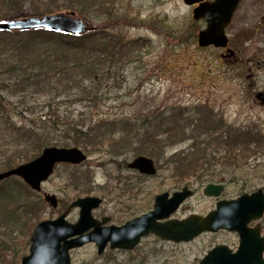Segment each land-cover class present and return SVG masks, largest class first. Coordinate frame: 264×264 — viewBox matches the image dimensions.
Returning <instances> with one entry per match:
<instances>
[{
  "label": "rangeland",
  "instance_id": "374dc122",
  "mask_svg": "<svg viewBox=\"0 0 264 264\" xmlns=\"http://www.w3.org/2000/svg\"><path fill=\"white\" fill-rule=\"evenodd\" d=\"M95 3L97 6L86 7V0L0 1V14L7 15L0 21L42 18L51 15L43 13L50 8L56 9L52 15L63 13L82 20L90 31L107 30L110 34L121 35L126 41L136 42L133 59H126L104 74L108 94L95 100L81 95L84 87L91 84L83 80L85 75L80 71L71 75L76 77L78 83L74 85L77 89L67 86L71 76L65 80L63 75L56 74L49 76L47 88L32 86L20 92L9 88L8 81L4 82L8 80V74L0 72V104L4 108L0 110V137H5L9 143L14 141L9 152L8 145L1 151H7L9 156L24 154V148L29 145L12 136L1 122L4 117L19 127H29L37 117L52 113L65 125L74 122V125L83 126L85 132L98 120L130 127L131 132L127 130V133L122 132L123 125L104 127L98 137L100 140H96L97 147L96 144L89 148L77 147L87 154L86 162L78 166L58 165L43 184L42 191H32L33 200L40 198L38 217L41 222L59 218L74 201L88 196L104 200L94 216L114 217L113 223L120 225L153 210L156 196L166 192L171 194L190 183L197 190L205 181H233L235 187L228 191L232 197L242 191L252 193L262 189L264 102L257 94L264 95V0H241L226 29L229 47L235 50L237 62L222 58L229 54L225 49L198 46V34L206 28V23L194 20L193 8L183 0H94L92 5ZM3 58L8 59V56ZM4 65L0 69L8 68L6 62ZM57 83L62 86L54 89ZM180 111L184 113L182 121L174 122L172 126L164 124ZM205 113L207 118L200 120L204 124L190 128L191 118L199 119ZM147 116L153 117L155 129L147 131L148 127L143 126ZM209 126L215 130L214 137L244 132L245 137L239 142L250 143V152L246 154L249 159L241 161L243 164L238 167L235 161L223 159L226 149H219L221 156L217 155V158L222 161V166L214 162L215 165L209 168L210 172H215V178H208L207 172L203 178L191 177L184 183H176L170 168L171 157L183 152L185 155L194 153L193 145H201L204 141L207 143L202 144V148L208 143L210 146L216 144L210 137L214 131L206 132ZM170 129H174L172 139L167 138L166 131ZM151 131L158 137L148 136ZM138 133L147 138L139 137ZM47 136L48 147H76L66 144L61 130ZM155 150L161 156L151 157L150 151L154 153ZM139 156L155 161V175H141L128 168V164ZM45 193L58 198L56 209L45 202ZM205 201L199 200L198 193L173 217L179 219L191 213H206L213 208L214 201ZM2 211L0 262L7 258V264L13 259L12 264H21L22 258L30 254L33 234L18 225L14 230L10 229L9 222L8 226L4 223L9 213ZM78 219L79 210H72L67 217L72 224ZM77 249L71 252L72 264H198L204 254L198 240L172 244L152 236L144 238L136 252H110L104 258L97 256V249L92 245Z\"/></svg>",
  "mask_w": 264,
  "mask_h": 264
},
{
  "label": "water",
  "instance_id": "95a60500",
  "mask_svg": "<svg viewBox=\"0 0 264 264\" xmlns=\"http://www.w3.org/2000/svg\"><path fill=\"white\" fill-rule=\"evenodd\" d=\"M183 1L190 7L197 5L193 10L194 20L206 21V28L198 34L199 47L227 48L226 29L230 26L241 0ZM74 15L72 13V16ZM35 29L56 31L71 36L90 31L82 20L63 13L42 18L0 21V33ZM87 159V154L77 147H48L36 159L0 174V183L10 177H18L31 190L41 192L43 184L51 178L57 165L78 166ZM129 168L147 176H153L157 172L155 161L146 156L134 159L129 163ZM214 188L213 185L208 186L206 194L218 195L219 191L214 192ZM191 196L192 191L188 187L176 191L172 196L168 192L160 194L155 198L153 210L129 221L124 226L109 228L101 227L93 216V211L101 206L102 199L92 196L77 199L59 218L42 221L35 227L31 237L30 254L22 259L21 264H72V250L88 243H95L101 255L108 244L112 249L133 250L143 238L150 235L180 244L194 240L203 231H216L222 228L242 234L239 253L229 256L222 250L216 249L210 253L203 264H213L211 261L213 258L216 259L214 264H231L235 260L248 264L247 259L250 255L248 248L253 242L248 237L250 232L246 229V225L259 219L264 213L262 190L250 195L245 194L231 202H221L216 211L205 218L192 215L186 220L171 219ZM44 200L53 209L59 206V200L53 194L45 193ZM76 209L80 210L79 219L72 224L68 222L67 217L72 210Z\"/></svg>",
  "mask_w": 264,
  "mask_h": 264
},
{
  "label": "trees",
  "instance_id": "16d2710c",
  "mask_svg": "<svg viewBox=\"0 0 264 264\" xmlns=\"http://www.w3.org/2000/svg\"><path fill=\"white\" fill-rule=\"evenodd\" d=\"M9 1L11 3L15 2V0ZM86 1V7L97 6L96 3L92 5L94 0ZM54 12H56V9L51 10L50 8H46L43 11L44 14L51 15ZM83 15H85L84 12ZM6 17L7 15L0 14V19ZM134 44L136 42L126 41L121 35L115 33L110 34L107 30L98 32L89 31L77 36L49 32L45 29L2 32L0 33V66H6L4 65V62H6L8 68L0 69V72L8 74V80L4 81H8V87L14 92H20L22 90H28L32 86L47 88L50 83L47 82L50 80L51 77L49 76L51 75L61 74L63 75L62 78L68 80L70 78L69 76L80 71L85 75L83 80L91 84L90 87H84L81 95L86 96L85 98L89 97L95 100L100 96H106L108 94L106 92V90H109L106 88L108 84H105L107 76H104V74L106 72L110 73L115 65L117 66L126 59L131 58L136 52ZM4 56H8V59H4ZM75 78L71 76L70 80H68L67 86L70 89L76 86L74 83H78ZM61 86L57 83V87L54 88L53 86V88L57 89ZM0 110H4L1 104ZM183 114L181 111L177 114L174 113L170 122L164 121V124L169 126H172L174 122L178 124L182 121L181 115ZM205 116L207 118L206 113L201 114L199 119L190 117L192 119L189 122L190 128L203 125L204 123L200 120L205 119ZM10 120L7 117L1 118V122L11 132L12 136L20 138V141L26 146L29 145V147L24 148V154L19 153L9 156L7 154L10 151L9 146L14 141L9 143L8 141L6 142L5 137H0V172L8 171L37 158L41 154L42 149L49 146L47 135H50L51 132L63 131L68 146L72 145L81 148L93 147L96 144V140H100L98 138L100 137V131L109 125L112 127L117 126V124L123 125L122 132L127 133V130L131 132L129 130L130 127L128 128L127 125L107 120H98L91 130L85 132L82 131L83 126L74 125V122H71V125H65L53 113L47 114L44 117H37L35 121L31 122L29 127H19L13 121L10 122ZM153 120V117H146L143 126L148 127L147 131L155 129L152 123ZM51 129L53 130L51 131ZM211 129L210 126L208 128L206 127V132H211ZM213 131L214 134H210V137L212 138V142L216 144L212 143V148L210 143L207 144L206 148H202L201 145L207 143L204 141L201 145H193L196 149L194 153L185 155L183 152V155L179 154L171 157L170 168L173 171L174 177L177 179L175 181L176 183H184L185 180L191 177L203 178L207 172L209 173L208 178L211 180L215 178V172H210L209 168L215 165L214 162H218L222 166V161L217 158V155L221 156V150L219 149H226L223 159L235 161L238 167L243 164L241 161H247L249 159V157L246 158V154L250 152L248 147L250 143L246 145L243 142H239L245 137L244 132L237 131L234 132L233 136L223 135L221 138L214 137L216 134L215 130ZM173 132L174 129L167 130V138L172 139ZM178 132L180 133L179 130ZM138 135H140L139 137L147 138L140 133ZM147 135L158 137L153 131L148 132ZM6 145H8V152H2L1 149ZM95 146L97 147L98 145L96 144ZM209 149L210 153H208ZM159 155L161 156V153L156 150L154 153L150 151L151 157ZM191 155H195L194 158H190ZM32 191L18 177H10L0 184V214L3 215L2 210L8 211L9 214L5 218L4 223L8 226L9 222L10 229L14 230L18 225L28 228L29 234H33L32 230L41 223L40 217H38L40 198L37 197L33 200L32 196L35 191ZM27 194L29 195L28 197H26ZM6 206H8V209H6ZM7 262V258H3L0 263L7 264ZM13 262L14 259L11 261V264Z\"/></svg>",
  "mask_w": 264,
  "mask_h": 264
},
{
  "label": "flooded vegetation",
  "instance_id": "af4514ba",
  "mask_svg": "<svg viewBox=\"0 0 264 264\" xmlns=\"http://www.w3.org/2000/svg\"><path fill=\"white\" fill-rule=\"evenodd\" d=\"M206 1H208V0H206ZM192 8L194 9V7H192ZM205 23H206V21H205ZM229 46H230V39H228V47L227 48H218V49H225L229 53L226 56L223 55L222 58H228V59H231V60H234V61L237 62L238 61V58L236 56L237 54H236L235 50H232ZM210 47H214V46H210ZM206 48H208V47H206ZM257 97L258 98H262V101L264 102V95H261V94L258 93ZM128 168H129V164H128ZM129 169H131V168H129ZM131 170H134V169H131ZM134 171H137V170H134ZM145 176H147V175H145ZM190 184L184 185V186H182V188L176 190V191H179V190H182L184 187H188L192 191V196L190 198H188L182 204V206L185 205L190 200H192L195 197V195L199 193V200L201 202H203V203L207 202L205 200H213L214 201L213 202V208L210 209L209 211H207L206 213H203V212H201L200 214L191 213L188 216H182L179 219L172 216L171 219L186 220L192 215H198V216H200L202 218H205L211 212L216 211L218 205L221 202H231V201L237 200L238 198H240L241 196H243L245 194L250 195V194L255 193V192L247 193L246 191H242L241 194H238L237 196L232 197V196H230L228 194V191L231 188L235 187V185H232V184H236V182L235 183L233 181L232 182L231 181L228 182L225 179H223L222 181H217V182L216 181H208V182L205 181L204 183H202L200 185V188L197 189V190H195L194 187L192 185H190ZM210 185H213L215 187L214 188V192L219 191L218 195L217 194H213V195L209 196V195L206 194L205 191H206L207 187L210 186ZM258 190H262V192L264 194V187L262 189H258ZM176 191H174L173 193H175ZM173 193H171L170 195L172 196ZM103 202H104V200L102 199L101 206L103 205ZM211 203H212V201H211ZM101 206L93 211V216H94V213L101 208ZM76 210H79V209H76ZM64 213H62V214H64ZM79 215H80V210H79ZM94 218H95L96 221H98L100 223V226L103 227V228H109V227H112V226L121 227V226H124L129 221L135 219V218H133L131 220L123 222L120 225H116V224L113 223V222H115L114 217H111V216L101 215L100 217H98L96 215V216H94ZM136 218H138V217H136ZM246 229L250 232L248 237L251 238L250 240L253 242L252 246L248 248L249 251L247 250L248 253L250 254L248 259H247L248 264H264V213L259 219L253 220L249 224H247L246 225ZM150 236L155 237V238H157L158 240H160L162 242L176 244V243L171 242V241H164V240L156 237L155 235H150ZM142 240H141V242H142ZM195 240H198L199 244H202V248H203V253L204 254L199 259V263L198 264H203L205 262V260L210 256V253L213 252L216 249L222 250V252H224L225 254H228L229 256L237 255L239 253V251L241 249V245H242V234L240 232H237V231H232V230H229V229L222 228V229H219V230H216V231H203V232H201L198 235V237H196L194 240H192L190 242H193ZM141 242L133 250L112 249L109 246V244H108V246L106 247L105 251L101 255L98 253V248H97L95 243L86 244V245H84L82 247H86L88 245H92V246H94L97 249V256H99L100 258H104L110 252H113V253H115V252H118V253H132V252H136L138 250V248L140 247ZM190 242H182L180 244H187V243H190ZM82 247H80V248H82ZM76 250H78V249H75L73 251H76ZM211 261L214 264L216 262V259L213 258V259H211ZM227 263H230V262H227ZM233 263L242 264V263H240L239 261H236V260H235V262H231V264H233Z\"/></svg>",
  "mask_w": 264,
  "mask_h": 264
},
{
  "label": "bare ground",
  "instance_id": "6f19581e",
  "mask_svg": "<svg viewBox=\"0 0 264 264\" xmlns=\"http://www.w3.org/2000/svg\"><path fill=\"white\" fill-rule=\"evenodd\" d=\"M47 31H48V30H47ZM8 32H11V31H8ZM49 32L61 33V32H56V31H49ZM61 34H64V33H61ZM64 35H67V34H64ZM46 148H48V147L43 148L41 152H43ZM27 163H28V162H27ZM24 164H26V163H24ZM21 165H23V164H21ZM21 165H19V166H21ZM19 166H17V167H19ZM10 170H11V169H10ZM10 170H8V171H10ZM8 171L0 172V174H2V173H6V172H8ZM8 179H9V178H8ZM31 239H32V238H31ZM31 239H30V241H31ZM176 244H177V243H176Z\"/></svg>",
  "mask_w": 264,
  "mask_h": 264
}]
</instances>
